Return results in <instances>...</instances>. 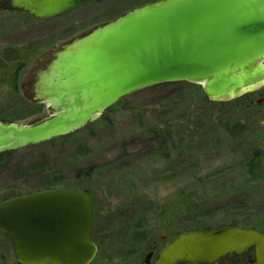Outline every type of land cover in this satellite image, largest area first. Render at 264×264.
I'll return each mask as SVG.
<instances>
[{
    "label": "rangeland",
    "instance_id": "374dc122",
    "mask_svg": "<svg viewBox=\"0 0 264 264\" xmlns=\"http://www.w3.org/2000/svg\"><path fill=\"white\" fill-rule=\"evenodd\" d=\"M2 1L0 54L5 68L0 73L10 70L12 60L21 63L24 54L29 57L17 75L16 94L9 92L7 84H0V111L14 110L25 116L14 124L35 125L49 115L45 107L33 108L27 101L24 85L32 81V74L49 54L132 9L159 0L97 2L41 22L8 11ZM187 84L139 91L84 129L1 154L0 203L40 191L86 189L94 201L92 239L110 241L98 249L91 264H143L153 242L160 245L162 237L170 241L195 227L234 225L264 230L253 226L256 220L264 221V181L249 182L248 176L241 177L248 151L264 152V103L250 112L244 106H223L224 117L234 119L224 122L225 130L218 121V107L204 99L201 87ZM210 110L215 113L210 115ZM202 111L207 120L203 117V130L198 134L191 124ZM173 119L180 120L176 132L172 129L175 133L166 129ZM232 130L238 134L230 135ZM165 132L181 137L179 148L185 145L190 151L171 149L162 138ZM188 204L193 208H187ZM177 205L181 208L178 214L174 211ZM143 214L149 239L133 257L117 259L119 246L114 241L127 234L129 219ZM0 264H17L9 242L1 235Z\"/></svg>",
    "mask_w": 264,
    "mask_h": 264
},
{
    "label": "water",
    "instance_id": "95a60500",
    "mask_svg": "<svg viewBox=\"0 0 264 264\" xmlns=\"http://www.w3.org/2000/svg\"><path fill=\"white\" fill-rule=\"evenodd\" d=\"M107 0H8L7 10L37 22ZM33 73L35 124L0 122V154L73 134L139 91L185 82L211 103L264 86V0H159L135 8L53 52ZM94 209L75 188L40 191L0 203V235L18 264H90ZM254 251L264 264V233L239 227L173 238L144 264H217Z\"/></svg>",
    "mask_w": 264,
    "mask_h": 264
},
{
    "label": "trees",
    "instance_id": "16d2710c",
    "mask_svg": "<svg viewBox=\"0 0 264 264\" xmlns=\"http://www.w3.org/2000/svg\"><path fill=\"white\" fill-rule=\"evenodd\" d=\"M24 56H26L24 58V60H22L21 63L16 62L18 59L12 60V67L10 68V70H5L8 72H12L13 74L10 75H4L3 71L2 73H0V84L1 85H8L9 86V92L12 93L14 92L15 94L17 93V75L19 73V71L23 68V63H25L29 57V55L24 54ZM5 68V60L3 57H1L0 54V69H4ZM169 85H173L169 84ZM189 85V84H187ZM17 98V96H16ZM17 100V99H16ZM195 103V102H194ZM212 105V104H211ZM33 108H35L34 105L32 104ZM41 106V105H40ZM225 106V105H215V111L216 114L221 113L220 118L218 119V121H220V123H223V128L226 130V125L224 124V122L228 121V120H234L233 118H226L224 117V113L222 112L221 108ZM36 112V110H33V113ZM28 115V111L25 112ZM24 113V114H25ZM215 112L212 110H210V115L214 114ZM26 115V116H27ZM23 117H25L24 115L22 116L21 113H18L17 111H12L7 113L6 111H0V122L1 123H13L16 122L20 119H22ZM203 117L204 119L207 120L206 115L204 114L203 116V111L201 114H199L197 112L196 116L193 117V122L191 125H193L194 127H196L197 129V133H201L202 130L201 128L203 127ZM173 122H176L173 124ZM180 120L178 119H173L172 123H171V128H166L167 130L171 131L172 129L176 132V125L179 124ZM162 123V122H161ZM172 130V133H175ZM233 130H237L236 127H233ZM231 132L230 135L234 136L237 135L238 133H236L235 131ZM168 133V132H167ZM165 132L162 136V138L165 140L166 143H168L170 145V148H175L176 151H178V149H184L185 152H189L190 148L186 147L184 145V148H179L180 147V142L181 137H179L178 135H176L175 137H171V134ZM178 134V133H177ZM62 139V138H60ZM59 140V139H58ZM172 142V143H171ZM183 142V141H182ZM248 155L246 158V167L244 170V172H242L241 177H245L248 176L249 177V182H253V181H261V179L264 181V152H261L259 150L256 149H252L248 151ZM3 156V155H0ZM88 172V171H87ZM88 176V173H86L85 177ZM60 185H64L63 183ZM68 185V184H66ZM46 187H48V185H46ZM54 187V186H53ZM77 189L80 190H84L86 192H88L86 189H81L79 187H75ZM187 208H193V205L188 204ZM174 211L178 214L181 211V208H178V205L174 208ZM147 218V216L145 214H143L142 216H139L137 219L133 220L132 218L129 219L127 221L128 227H127V234L122 235L119 239V241H114L115 245L119 246V249L116 253V258L120 259L121 261H124L126 259H129L131 257H133L138 249L141 248L142 245H144L147 240L149 239V227L147 224V220L145 219ZM248 221H246V226L248 227ZM254 227H258V228H264V221H255L253 223ZM251 227V226H250ZM195 230H202L199 229L198 227L194 228ZM95 243L97 244L99 249H102L104 247V244L107 242L108 244H110V241L103 239H99V240H94ZM112 245V244H111ZM110 245V246H111Z\"/></svg>",
    "mask_w": 264,
    "mask_h": 264
},
{
    "label": "flooded vegetation",
    "instance_id": "af4514ba",
    "mask_svg": "<svg viewBox=\"0 0 264 264\" xmlns=\"http://www.w3.org/2000/svg\"><path fill=\"white\" fill-rule=\"evenodd\" d=\"M7 2H8V0H3L2 1V4L5 6L6 9H7V6H8ZM64 45H62V46H64ZM61 47H59V48H61ZM53 52H55V51H53ZM52 53L49 54V56H48L49 59L47 61H49L51 59L50 56H51ZM47 61H44V63L47 62ZM44 63L37 69H40L44 65ZM31 77H33V74H32ZM32 82H33V79H32V81L30 80V82L27 81L25 83V85H24L25 86L24 88H26V90H25L26 95L25 96H26L27 101L30 102V103H32V102L30 101L31 96H30V92H29V87H30ZM263 93H264V87L261 90H259V91H255V92H251L249 94H245L242 97H240L238 99H235L233 101L226 102V103H219V104H215V105L232 104V105L235 106L234 108H236L237 106L238 107H243L244 106L245 111L247 112V110H249V112H250L252 109H255L256 107L258 108L259 106H261V104L264 103V98L262 97ZM212 105H214V104H212ZM253 111H255V110H253ZM243 229H250V228H243ZM256 231L264 233V230L256 229ZM166 240L167 239L165 237H162L160 245L157 242H153V244L151 246V249L149 250L148 254L145 257V260L148 259L151 256V259H150V262H151L155 258V256L158 254V252L169 242V241H166ZM95 258H96V256H95ZM256 263L257 262H256V259L254 257V251L251 250V251L246 252L245 254L231 257V258H229V259H227V260H225V261H223L221 263H218V264H256Z\"/></svg>",
    "mask_w": 264,
    "mask_h": 264
}]
</instances>
